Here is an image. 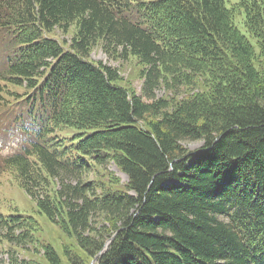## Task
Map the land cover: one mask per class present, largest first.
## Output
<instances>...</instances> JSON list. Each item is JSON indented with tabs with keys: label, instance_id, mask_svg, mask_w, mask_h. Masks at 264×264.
Segmentation results:
<instances>
[{
	"label": "trees",
	"instance_id": "obj_1",
	"mask_svg": "<svg viewBox=\"0 0 264 264\" xmlns=\"http://www.w3.org/2000/svg\"><path fill=\"white\" fill-rule=\"evenodd\" d=\"M0 143V183L74 242L0 216V244L42 251L13 264H264V0H0Z\"/></svg>",
	"mask_w": 264,
	"mask_h": 264
},
{
	"label": "rangeland",
	"instance_id": "obj_2",
	"mask_svg": "<svg viewBox=\"0 0 264 264\" xmlns=\"http://www.w3.org/2000/svg\"><path fill=\"white\" fill-rule=\"evenodd\" d=\"M237 3L238 0H227V7L231 8ZM242 20L243 17L238 18L237 24L244 32L243 26L241 25ZM49 36L57 38L60 41H69L71 39V34L64 35L59 30L54 31ZM89 61L95 63L100 62L104 65H108L117 69L121 78L123 79L122 84L125 87L127 86L128 88L136 91L139 94L141 93L142 81L139 78L141 66H138V61L135 58H130L127 61H115L112 60L109 56H107L102 50V48L99 46L93 50ZM18 94V97L22 96L23 91L20 90ZM167 96H170V94L164 89H159L155 93L156 99H161ZM14 99L8 98L7 100L13 101ZM23 107L27 108L26 104H24ZM15 108L16 106H14L13 108L9 107L6 111L10 110L17 112ZM56 134L66 139H73L79 134V132L74 129H64L58 131ZM202 146L203 143L200 142L185 145V147L188 148L190 151H199ZM8 154H10L8 150L0 151V155L2 156H8ZM202 160L206 159H201V161ZM109 170L116 173V175L121 178L124 184L127 183V177L124 174L120 173L115 166L112 165L111 167H109ZM90 178H92V176ZM0 213L3 215H20L24 218H32L34 221H36L39 227L38 232H36L34 235L35 239L37 240L35 246L38 247L40 244H50L55 248L58 255L63 260H65L63 254L64 246L74 245V242L69 237L64 235L58 227L53 225V223H51L45 215L41 214L38 211L35 202H33L21 188H19L16 184H12L11 182L5 180L0 183ZM2 239L3 236L2 234H0V240ZM3 241L4 243L0 244V264H13L15 260H17L19 263L22 260L28 261L29 259H41L42 251L38 255L35 254L34 249L31 247L21 249L15 247L12 244L7 243L5 240Z\"/></svg>",
	"mask_w": 264,
	"mask_h": 264
},
{
	"label": "water",
	"instance_id": "obj_3",
	"mask_svg": "<svg viewBox=\"0 0 264 264\" xmlns=\"http://www.w3.org/2000/svg\"><path fill=\"white\" fill-rule=\"evenodd\" d=\"M102 255V253L101 254H99V256L98 257H100Z\"/></svg>",
	"mask_w": 264,
	"mask_h": 264
},
{
	"label": "bare ground",
	"instance_id": "obj_4",
	"mask_svg": "<svg viewBox=\"0 0 264 264\" xmlns=\"http://www.w3.org/2000/svg\"><path fill=\"white\" fill-rule=\"evenodd\" d=\"M201 152H203V151H200L199 153H201ZM108 246V245H107Z\"/></svg>",
	"mask_w": 264,
	"mask_h": 264
}]
</instances>
